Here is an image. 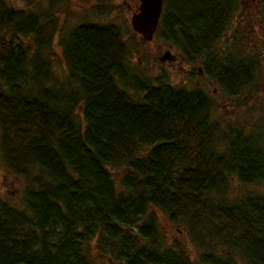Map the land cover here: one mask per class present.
Listing matches in <instances>:
<instances>
[{"label":"trees","instance_id":"16d2710c","mask_svg":"<svg viewBox=\"0 0 264 264\" xmlns=\"http://www.w3.org/2000/svg\"><path fill=\"white\" fill-rule=\"evenodd\" d=\"M56 1L42 12L0 0V148L26 182V209L0 201V264H92L93 240L123 264H264V194L227 195L235 181L264 184V114L216 122L210 94L136 74L120 27L91 20L60 36L61 81L51 66ZM250 4L264 35V0ZM238 6L165 0L153 40L194 61ZM230 54L203 70L237 103L256 67ZM156 207L187 225L198 259L167 243Z\"/></svg>","mask_w":264,"mask_h":264},{"label":"rangeland","instance_id":"374dc122","mask_svg":"<svg viewBox=\"0 0 264 264\" xmlns=\"http://www.w3.org/2000/svg\"><path fill=\"white\" fill-rule=\"evenodd\" d=\"M6 1L15 6H28L34 10L40 9L42 12L51 8L52 4L51 0ZM238 2V9L233 14L228 29L222 34L217 45L209 52L194 58V61H187L175 43L161 38L148 42L132 29L130 18L133 11L138 7L139 0H57L54 3L57 23L52 43V69L61 81L66 79L67 68L59 41L60 36L72 26L83 20L115 24L120 27L124 38L129 43L133 53L130 66L136 74L152 81H156L157 78L164 75L173 85L206 91L210 94L214 120L226 124V126H228L227 123L231 125L243 123L250 117L258 119L261 113L264 114V35L259 30L258 24L256 25V21L261 20V8L259 4L250 5L252 0H238ZM246 16L250 19L253 18L255 22L244 23L247 20ZM241 23L243 24L241 25ZM243 25L245 26L242 27ZM248 27L253 30L250 35ZM241 32L242 34H240ZM167 51L177 55L176 58L178 59L172 60L173 64L167 58L162 61V56ZM224 51L231 53L230 56L236 58L246 54L254 59L256 69L253 82L250 84L249 92L245 91L239 95L241 99L237 103L227 99L215 79L207 76L204 70L203 73H198L199 67L203 69V65L206 60L210 59L209 57H215L216 54L220 53L224 54ZM120 173L116 172L115 176H119ZM117 183H119L118 178ZM25 186V180L15 174L5 162L0 148V201H8L23 210L26 209ZM251 189H257L264 194V184L244 186L235 181L228 189L227 195L233 199V197H240L249 193ZM154 209L159 216L160 230L167 243L179 241L180 245L185 246L192 253V258H195L194 250L196 247L192 244L187 225L174 223L160 209L157 207ZM95 244L96 240H93L91 243L93 247L92 264H123L122 261L98 254L94 249ZM236 261V264H248L238 255Z\"/></svg>","mask_w":264,"mask_h":264},{"label":"water","instance_id":"95a60500","mask_svg":"<svg viewBox=\"0 0 264 264\" xmlns=\"http://www.w3.org/2000/svg\"><path fill=\"white\" fill-rule=\"evenodd\" d=\"M165 0H139L138 7L133 11L130 22L132 29L146 41L154 39L158 29ZM256 2L258 0H252ZM170 58L169 51L162 56V61ZM24 264V263H19Z\"/></svg>","mask_w":264,"mask_h":264},{"label":"flooded vegetation","instance_id":"af4514ba","mask_svg":"<svg viewBox=\"0 0 264 264\" xmlns=\"http://www.w3.org/2000/svg\"><path fill=\"white\" fill-rule=\"evenodd\" d=\"M252 3H255V2L252 1ZM250 5H253V4H250ZM244 26H245V25H243L242 27H244ZM241 29H242V28H241ZM241 29H240V30H241ZM243 29H244V28H243ZM248 29H249L248 31L250 32V33H249V35H250V34L253 32V30H252V29L250 30V27H248ZM240 30H239V31H240ZM242 31H243V30H242ZM244 31H245V30H244ZM243 33H244V35H245V32H243ZM240 34H242V32H241ZM169 55H170V58H169V59H170L171 62H172V60H176V59H178V58H176L177 55H176L175 53H172L171 51L169 52ZM172 64H173V62H172ZM198 73H199V74L203 73V69H202V68H199V69H198ZM215 91H216V89H215Z\"/></svg>","mask_w":264,"mask_h":264}]
</instances>
